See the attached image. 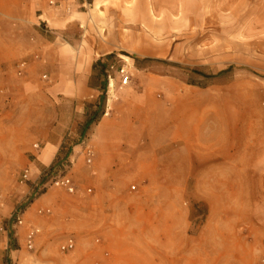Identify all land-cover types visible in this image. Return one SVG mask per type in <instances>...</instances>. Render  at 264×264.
Listing matches in <instances>:
<instances>
[{
    "label": "rangeland",
    "instance_id": "1",
    "mask_svg": "<svg viewBox=\"0 0 264 264\" xmlns=\"http://www.w3.org/2000/svg\"><path fill=\"white\" fill-rule=\"evenodd\" d=\"M20 4L15 16L21 20L26 12L30 22L28 30H18L28 43L27 68L21 77L12 71L13 94L0 98V106L80 105H61L58 98L73 97L44 89L50 80L43 78L49 62L40 57L42 43L71 54V61L64 55L51 57V64L79 61L83 68L96 60L90 85L98 88L51 167L35 182L19 184L21 171L3 182L0 264H264V206H249L264 201V175L233 173L234 167H264V0H11L0 7ZM111 65L128 72L127 85ZM109 73L114 106L140 130L129 135L138 136L147 156L126 159L141 169L129 167L117 178L122 194L111 195L119 202L112 208L97 196L103 187L92 183L82 148L73 151L83 147L103 82L100 112L108 106ZM211 75L217 77H204ZM175 128L188 133L186 147L181 138L171 141ZM184 160L189 174L183 175ZM62 164L79 190L92 194L52 188L62 204L54 196L55 203L31 207ZM41 208L52 213L38 216ZM16 213L40 229L32 250L24 247L26 227L13 226ZM67 236L76 247L62 254L59 244Z\"/></svg>",
    "mask_w": 264,
    "mask_h": 264
},
{
    "label": "crops",
    "instance_id": "2",
    "mask_svg": "<svg viewBox=\"0 0 264 264\" xmlns=\"http://www.w3.org/2000/svg\"><path fill=\"white\" fill-rule=\"evenodd\" d=\"M9 1L11 0H0V4L8 3ZM21 4L16 8L2 9L0 7L1 99L13 94V88L9 85L11 73L13 70H17L21 62H26L22 58L27 53L28 43L23 35L18 34V30H28L30 22L29 14L26 12V17H22L21 20L15 16L19 15L20 11L23 10L20 7ZM27 9L29 8L27 7ZM119 35L118 33L117 40ZM39 53L45 62H49L45 67L46 74L43 75V78L45 77L46 81L50 80V84L45 83L47 85L44 89L49 93L50 91L53 92L55 95L63 94L73 97L58 98L61 105L65 102L74 101L80 105L0 106V190L4 188L3 182L17 172L28 169L29 180L35 182L41 173L55 163L65 136L72 133L83 119V115L80 113H84L85 108L87 110L88 106L86 105L92 102L98 88L90 85L94 72V62L96 61L93 58L83 68L79 66V61L75 63V66L71 62L70 65L51 64V57L57 60L58 57L65 55L70 61L72 60L71 54L66 48L56 46L53 43H42V49H40ZM109 53L107 52V54ZM93 108L95 111L96 106H93ZM105 108L103 113L102 111L100 112L99 119L90 125L91 127L85 137V141H82V143L89 145L94 151V158L91 164L93 176L91 179L95 186L102 184L103 187V189L98 187L102 191L95 188L97 192H100V195L98 193L97 196L107 200V206L112 208L118 207L119 202L110 200L111 195L113 193L122 194L119 184H116L117 178L123 175L129 167L141 169V164L137 162L126 164V159H142L147 158V156L141 150L139 142H137L138 136L132 137L129 135L132 131L138 134L140 130L134 128L132 121L128 120L125 123L122 120L123 116L120 114V106H114V102H112L110 106ZM133 110L132 114L134 113ZM170 134L172 135L171 141L175 138H181L184 147L189 144L186 131L175 128L171 130ZM34 145H38V149H35ZM81 148V145H77L73 147V151ZM68 158L71 161L73 157L69 155ZM185 160L183 165L186 168L183 167L181 171L183 175L189 174V167ZM213 169L214 174H222L220 169ZM233 173L238 175H264V167H234ZM183 184L177 183V189H183ZM170 187L174 189V184L170 183ZM59 195L57 191L49 189L36 202L31 204V207L39 204L49 205L47 203L51 204L54 202L53 200L57 204L60 202L57 200ZM54 196L56 197L54 198ZM52 198L54 199L52 200ZM260 202H262L261 205L259 204ZM249 206L262 207L264 206V201L260 200L257 202L252 200ZM86 214L88 215V211H86Z\"/></svg>",
    "mask_w": 264,
    "mask_h": 264
},
{
    "label": "built area",
    "instance_id": "3",
    "mask_svg": "<svg viewBox=\"0 0 264 264\" xmlns=\"http://www.w3.org/2000/svg\"><path fill=\"white\" fill-rule=\"evenodd\" d=\"M56 3H57V0H49L50 5H56ZM26 68H27V63L24 61L21 62L18 65L16 75L21 76L25 72ZM109 69L114 70V72H117L118 81L121 86H125L129 83V74L127 71H125L124 68L120 67V68H116L115 70L114 65H111ZM106 76L108 79V87H109L110 82L113 81V79L110 73L107 74ZM34 147L35 149H38V145H34ZM82 153L84 155L85 163L87 165H91L93 162V158H94V152L92 148L87 144H83ZM28 180H29V170L24 169L21 171L19 175L18 182L19 184L22 185V184H25ZM52 188L60 189L70 196H79L81 194L85 196L86 195L89 196L92 194L91 188H85L82 191L79 190L75 181L69 174V166L65 164H62L61 168L54 170V172L51 173V175L48 177L46 182L41 185V189H43L44 191H47ZM51 213H52L51 209H48V208H41L37 210L38 216H48ZM14 219L15 221H14L13 226L15 227L25 226L26 227V231L24 234V247L27 250H32L35 246L36 239L40 233V229H38L34 225L25 224V221L23 219V214L16 213ZM96 242L98 243L99 240H96ZM75 247H76L75 238L73 236H67L59 244V251L62 254H67V253L72 252L75 249Z\"/></svg>",
    "mask_w": 264,
    "mask_h": 264
},
{
    "label": "trees",
    "instance_id": "4",
    "mask_svg": "<svg viewBox=\"0 0 264 264\" xmlns=\"http://www.w3.org/2000/svg\"><path fill=\"white\" fill-rule=\"evenodd\" d=\"M93 71H95V66H93ZM99 73H101V70L99 71ZM224 73V72H223ZM222 72L221 73H219L217 76H220V75H222L223 74ZM217 76H213V75H211V76H204V77H207V78H215V77H217ZM100 88L103 90V94H102V96H101V98H100V102L97 104V106H96V110L95 111H93V113H92V115H91V117L85 122V125H84V129L86 130L93 122H96L98 119H99V117H100V105H101V102L104 100V91H105V89H106V82H103L101 85H100ZM44 182V181H43Z\"/></svg>",
    "mask_w": 264,
    "mask_h": 264
},
{
    "label": "bare ground",
    "instance_id": "5",
    "mask_svg": "<svg viewBox=\"0 0 264 264\" xmlns=\"http://www.w3.org/2000/svg\"><path fill=\"white\" fill-rule=\"evenodd\" d=\"M137 52H139L141 54H144L145 53L144 50H140V49ZM121 58L123 59L124 62L129 63V61H130V58L127 57V56L122 55ZM113 87H114V84H113V81H111L110 82V85L108 87L109 88V96H108V100H107L108 106H110L112 104V102L115 100V96H114V92H113L114 91L113 90ZM107 114H108V112H107Z\"/></svg>",
    "mask_w": 264,
    "mask_h": 264
}]
</instances>
